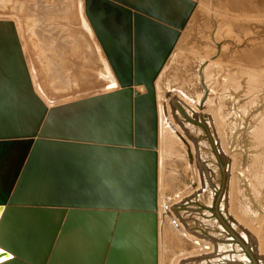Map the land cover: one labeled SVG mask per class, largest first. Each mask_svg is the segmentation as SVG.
<instances>
[{
    "label": "water",
    "instance_id": "95a60500",
    "mask_svg": "<svg viewBox=\"0 0 264 264\" xmlns=\"http://www.w3.org/2000/svg\"><path fill=\"white\" fill-rule=\"evenodd\" d=\"M198 1L84 0L113 82L53 107L35 90L16 23L0 19V264H164L166 216L193 253L210 250L171 210L198 187L191 147L172 124L193 181L166 202L160 185L162 117L170 122L176 90L163 86L160 100L158 81ZM208 65L199 103L178 91L200 111Z\"/></svg>",
    "mask_w": 264,
    "mask_h": 264
},
{
    "label": "rangeland",
    "instance_id": "374dc122",
    "mask_svg": "<svg viewBox=\"0 0 264 264\" xmlns=\"http://www.w3.org/2000/svg\"><path fill=\"white\" fill-rule=\"evenodd\" d=\"M0 19L16 23L45 102L58 106L105 92L113 73L84 0H0ZM205 61L211 94L200 111L178 91L201 101ZM163 86L176 91L170 122L162 117L161 195L174 199L193 181L173 125L191 147L198 187L171 210L182 232L210 246L193 253L199 247L166 216L164 264L176 256L175 264H264V0H199L158 81L160 100Z\"/></svg>",
    "mask_w": 264,
    "mask_h": 264
},
{
    "label": "bare ground",
    "instance_id": "6f19581e",
    "mask_svg": "<svg viewBox=\"0 0 264 264\" xmlns=\"http://www.w3.org/2000/svg\"><path fill=\"white\" fill-rule=\"evenodd\" d=\"M92 30V29H91ZM107 62V61H106ZM108 64V63H107ZM108 69H109V66L107 65L106 66ZM32 75V74H31ZM108 78V85H110L112 82H113V76H112V74H111V72H110V74H109V76L107 77ZM32 79H33V75H32ZM33 84H34V87H35V82L33 81ZM108 85H106L104 88H105V90L103 89V92L105 91H107L108 89H107V86ZM35 90H36V87H35ZM140 91H142L141 89H140ZM36 92H37V90H36ZM38 94V93H37ZM39 95V94H38ZM40 96V95H39ZM41 97V96H40ZM47 103V102H46ZM54 104V101H49L48 103H47V105L50 107L51 105H52V107L54 106L53 105ZM161 128H162V126H161ZM227 259V257L225 258V260ZM243 259V258H242ZM235 260V259H234ZM244 261H246V260H244ZM243 260L241 261V263L242 262H244ZM235 262V261H234ZM231 264H232V262H230ZM242 264H244V263H242Z\"/></svg>",
    "mask_w": 264,
    "mask_h": 264
}]
</instances>
